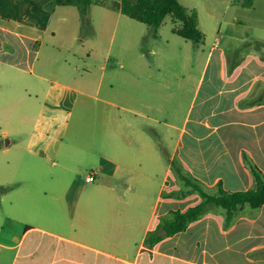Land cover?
I'll use <instances>...</instances> for the list:
<instances>
[{"label": "crops", "instance_id": "crops-1", "mask_svg": "<svg viewBox=\"0 0 264 264\" xmlns=\"http://www.w3.org/2000/svg\"><path fill=\"white\" fill-rule=\"evenodd\" d=\"M47 1L0 0V89L12 88L0 94V110L15 107L14 115L0 118L14 128L3 135L15 137L0 144V186L10 184L0 201L18 212L1 228L0 247L16 251L20 264H264V206H241L230 225L216 208L186 230L146 244L163 217L203 200L177 179L173 161L210 194L253 189V171L264 177V48L255 46L264 43V0H179L196 12L204 39L195 44L178 28L171 38L184 39L187 57L203 69L194 89L170 91L164 23L153 32L109 8V33L119 24L123 33L115 54L110 47L99 55V7L85 26L79 8L56 5L71 8L67 14L75 19L62 13L52 26ZM202 14L207 24H225L222 38L210 24L202 28ZM237 24L252 35L232 34ZM78 106L84 121L93 118L94 133L84 148L75 151L71 143L63 153ZM87 161L95 181H78L79 197L69 202L78 184L74 166ZM87 184L93 188L85 193ZM45 237L70 247L36 258L38 238Z\"/></svg>", "mask_w": 264, "mask_h": 264}, {"label": "rangeland", "instance_id": "rangeland-1", "mask_svg": "<svg viewBox=\"0 0 264 264\" xmlns=\"http://www.w3.org/2000/svg\"><path fill=\"white\" fill-rule=\"evenodd\" d=\"M56 1L57 0H48L44 5V8L46 9V11L48 13H52L53 10L55 12V14L52 18V26H57L60 24L59 19H60V15L62 13H64L65 15H68L67 12L73 11L71 8H74V9L79 8L76 5H72L71 8H69V7H67V8H56V5H57ZM118 1H120V0H92L93 3L90 7V11L87 15L86 21L84 20L83 16L80 15L81 11L78 14L79 17H81L80 19L83 20V25L86 26V24L92 23V16H91L92 11H91V9H97L99 7V25H100V29H101L100 41L102 42L101 47H100V49H102V51L99 52V53H101L99 55H105L110 47H111L110 50L113 52V54H115V51L117 50L119 43L121 41V34L123 33L122 28H121V24H119V26H120L119 28L117 27V31L115 32V35L113 32L114 27L112 29V32L109 33L107 26L109 25V23H112L114 20H106V17H105V15L108 16V14H107V13H109L108 11H111L109 9L110 4H112L114 2H118ZM181 1L186 2L185 0H181ZM186 3L189 5L193 4L191 2H186ZM75 7H77V8H75ZM112 15H115V14H112ZM68 18L70 19V21L75 19V17H73L72 15L71 16L68 15ZM76 21H77V16H76ZM130 21L135 23L136 27H139V26L147 27L146 25H144L140 22H137L135 20H130ZM207 22H208L207 14H202L201 15V26H202V28L204 29L208 24H210L209 27L211 29L213 28V33L218 35V37L222 38V35L225 34V32H226L225 24H223L222 26H219L216 23V21L212 22L211 19L209 20L208 24H207ZM180 26H181V22L179 20L173 18L172 16H168L166 18L164 25H163V28H162L163 29L162 35L164 37L169 38V41H170V45L167 47V51L169 52V58L170 59L167 63L168 77H167V81H166L167 85L169 87V91L175 90L176 88H179L181 85H183L184 89H191V88L194 89L197 85V82L199 80L198 78L200 77L202 69H203V62L202 61L191 62V60L187 57L186 53L188 51V46L185 44L184 39L179 38L178 43L173 42V39L171 38L172 30L175 28H179ZM220 30H221V33H220ZM230 30H231L232 34H234L237 37L251 36L252 35L251 31L249 29H244L242 24H237V27H235L233 29L230 28ZM211 31L209 32V34L212 33ZM77 34H78V32H77ZM79 34L81 37L84 35V28L79 29ZM257 34H259V33H257ZM65 38H66V33H63L61 36L58 35V40H64ZM214 41H215V37L210 38V36H209V38L207 39V43L210 45H212L214 43ZM191 48L192 47H190V50L192 51ZM147 56H150V55L147 54ZM10 60H12V59L10 58ZM107 72H108L109 78H110L112 73L110 72V70ZM13 74H16V73L13 72ZM6 75L11 76L10 71H7ZM2 86L3 87H1V89H0V94L7 96L9 89H12V88H8L7 86L5 87V85H2ZM117 89L122 90V85L120 86V84H119L117 86ZM187 98L188 97H185V99H184L185 110L188 106V103L190 102ZM80 112H81L80 107L78 106V108L75 111V114H74V116L70 122L71 127L69 128L68 134H67L65 141H64V147L62 149L63 153H65L66 151H70V147H68V145H70L71 143H74V144L76 143V148H74L73 150L79 151L80 149L85 147L86 140L89 138H92V136H93L94 129L91 128V126H90L93 124V118L89 117L88 120L84 121L81 118ZM91 112H94V109H92ZM14 114H15V107L10 108V109H6L4 111L0 110V118L6 117V116H11ZM95 116L98 117L99 114L95 115ZM84 122H85V124H84ZM6 130L13 132L14 128L13 127L8 128V126H6L4 124V122L0 121V134H1L0 144H2V142H6L7 138L8 139H10V138L14 139L15 138L14 135L4 136L3 134ZM97 131H98V129H97ZM1 153L2 152H0V161L4 159V156ZM60 162H62L61 158H60ZM93 164H94L93 162L87 161V162H82L79 165L76 164L77 166H74L75 170L78 172L77 176L75 177V180L78 184L71 186V189L69 190V193L66 196L69 202L70 201L74 202L79 197L81 182H85L86 177L88 175H90V173H93L92 169L90 167V165H93ZM62 178L65 179L66 181H67V179L71 178L69 180V181H71L73 179V176L72 177L66 176V177H62ZM78 181H81V182L79 183ZM57 184H58V181H57ZM9 185L10 184H6V186H4V187H9ZM27 186L28 185H25L22 188H20V191L26 189ZM0 187H2V186H0ZM85 188H86L85 193H87L88 191H91L90 188H93V186H91L90 184H87L85 186ZM45 189L49 190L48 184H46ZM57 192L60 193L61 191H57ZM4 194L5 193H0V199ZM155 197L156 196L154 195L153 198H155ZM49 199L50 198H47V200H49ZM10 211H11V213H10ZM16 213H18L16 211V209L13 207L10 208V204L7 200H5L4 202L0 201V217H1V219H0V231H1V228H7L8 227V217L11 218L10 216L13 217L12 214H16ZM27 220L32 221L33 218L27 219ZM12 225L15 226L16 224L13 223ZM52 226H54V221H52ZM38 242H40V248H39L40 250L36 252V258H38L41 254H43L45 251H47L49 249L51 251H54V249L55 250H57V249L58 250H65V248L70 247L69 245H66L64 242H60V243L58 242V244H56L55 241H51L47 237L38 238ZM50 258H52V256ZM43 260L45 262L46 261L48 262L49 258L44 257ZM20 262H21V258L16 253V251H9V250L4 249L3 247H0V264H20Z\"/></svg>", "mask_w": 264, "mask_h": 264}, {"label": "trees", "instance_id": "trees-1", "mask_svg": "<svg viewBox=\"0 0 264 264\" xmlns=\"http://www.w3.org/2000/svg\"><path fill=\"white\" fill-rule=\"evenodd\" d=\"M92 3V0L56 1L59 6H78L85 21ZM109 8L147 25L153 32L162 26L168 16H172L181 22V26L176 30L179 36L195 44L201 43L204 39V35L198 27L196 12L189 11L179 0H120L110 4ZM255 46L264 48V43L256 42ZM172 169L177 179L184 186L190 188L188 192H198L203 200L185 212L172 211L168 216L163 217L157 229L150 233L146 239V244L149 246H154L164 236H172L186 230L192 222L216 208L223 209L225 223L230 225L241 206L249 205L252 209L264 206V177L260 172L253 171L255 178L253 189L234 193L220 190L216 194H210L198 181L185 174L179 162L173 161ZM9 190L10 187H0V193H6Z\"/></svg>", "mask_w": 264, "mask_h": 264}, {"label": "built area", "instance_id": "built-area-1", "mask_svg": "<svg viewBox=\"0 0 264 264\" xmlns=\"http://www.w3.org/2000/svg\"><path fill=\"white\" fill-rule=\"evenodd\" d=\"M88 182H94L95 181V173H90V175L87 176Z\"/></svg>", "mask_w": 264, "mask_h": 264}, {"label": "water", "instance_id": "water-1", "mask_svg": "<svg viewBox=\"0 0 264 264\" xmlns=\"http://www.w3.org/2000/svg\"><path fill=\"white\" fill-rule=\"evenodd\" d=\"M6 144L8 145L9 144V141H6Z\"/></svg>", "mask_w": 264, "mask_h": 264}]
</instances>
